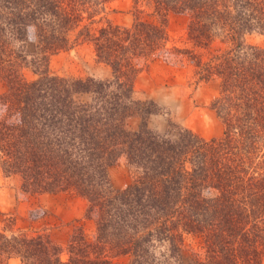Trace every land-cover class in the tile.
Masks as SVG:
<instances>
[{
  "label": "trees",
  "instance_id": "trees-1",
  "mask_svg": "<svg viewBox=\"0 0 264 264\" xmlns=\"http://www.w3.org/2000/svg\"><path fill=\"white\" fill-rule=\"evenodd\" d=\"M112 1L0 0V169L20 176L31 195L85 198L86 219L96 224L92 242L79 227L66 246L47 232L3 230L0 264L12 258L112 264L122 256L164 264L159 245L168 243L170 256L178 257L186 235L198 237L207 264H263L264 47L245 37L264 36V0H134L132 27L105 19ZM172 14L189 16L191 47H169ZM104 20L93 44L114 81L52 75L51 59L69 49L70 33L82 26L77 38L87 37ZM215 40L229 47L203 61L197 49ZM160 58L194 61L202 80H221L213 108L225 124L223 137L208 140L177 128L174 138H164L149 130L144 117L157 107L135 102L133 84L141 63ZM28 68L35 79L25 77ZM135 114L142 121L133 129L128 121ZM121 159L135 175L116 190L109 169Z\"/></svg>",
  "mask_w": 264,
  "mask_h": 264
},
{
  "label": "rangeland",
  "instance_id": "rangeland-1",
  "mask_svg": "<svg viewBox=\"0 0 264 264\" xmlns=\"http://www.w3.org/2000/svg\"><path fill=\"white\" fill-rule=\"evenodd\" d=\"M106 8L104 17L107 21L116 26H133L134 0H114ZM146 18L152 20L149 16ZM106 20L90 26L87 37L77 38L82 26L72 31L69 35V49L57 53L51 59V74L71 80L114 81L112 68L98 60L93 44L94 36L106 25ZM189 21L188 15L172 14L169 17V47H191L187 36ZM245 40L251 46L264 47V36L259 33L248 34ZM228 47L221 40H215L208 49H197L196 53L206 61L221 54ZM140 67L142 70L133 84L132 99L135 102H153L156 105L158 111L144 117L150 131L164 138H174L178 133L177 128L192 130L208 140L223 137L225 124L218 115V109L213 108L214 100L220 96V79L202 80L197 74L199 68L196 62L190 60L175 65L160 58L147 64L141 63ZM24 74L28 80L36 78L30 68ZM2 90L0 85V91ZM81 99L89 102L91 96L83 95ZM134 109L137 112V108ZM141 121L135 114L128 122L131 128L136 129ZM134 175L125 159L109 169L110 181L116 190L125 189L134 180ZM22 184L20 176L8 177L0 169V232L5 230L7 235L27 232L34 236L43 231L58 245L66 246L75 229L83 227L88 240L92 242L96 224L93 220L86 219L89 203L85 198L74 193L31 195L22 190ZM169 248L168 243H161L156 249L158 260L164 264H207L205 250L197 236H185L182 247L177 251L178 257H171ZM64 260H67V256ZM133 261L131 256H122L113 260L112 264H134ZM20 264H23L21 260Z\"/></svg>",
  "mask_w": 264,
  "mask_h": 264
},
{
  "label": "crops",
  "instance_id": "crops-1",
  "mask_svg": "<svg viewBox=\"0 0 264 264\" xmlns=\"http://www.w3.org/2000/svg\"><path fill=\"white\" fill-rule=\"evenodd\" d=\"M61 196V195H60ZM60 196H56V198H58V197H60ZM54 209H55V207H54ZM82 212H80V214H81ZM78 218H80V217H78ZM77 218V219H78ZM10 264H20V260L19 259H11L10 260Z\"/></svg>",
  "mask_w": 264,
  "mask_h": 264
}]
</instances>
